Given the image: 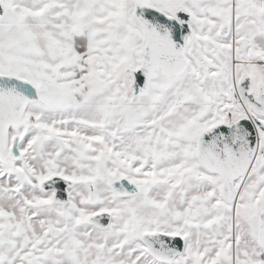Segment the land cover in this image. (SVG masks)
<instances>
[{"label": "snow or ice", "instance_id": "snow-or-ice-1", "mask_svg": "<svg viewBox=\"0 0 264 264\" xmlns=\"http://www.w3.org/2000/svg\"><path fill=\"white\" fill-rule=\"evenodd\" d=\"M0 264H264V0H0Z\"/></svg>", "mask_w": 264, "mask_h": 264}]
</instances>
